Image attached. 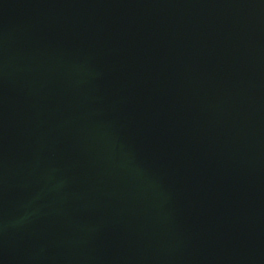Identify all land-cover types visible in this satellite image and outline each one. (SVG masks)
<instances>
[{
    "label": "water",
    "instance_id": "water-1",
    "mask_svg": "<svg viewBox=\"0 0 264 264\" xmlns=\"http://www.w3.org/2000/svg\"><path fill=\"white\" fill-rule=\"evenodd\" d=\"M0 264H264V0H0Z\"/></svg>",
    "mask_w": 264,
    "mask_h": 264
}]
</instances>
